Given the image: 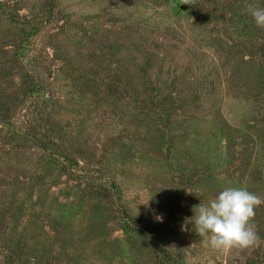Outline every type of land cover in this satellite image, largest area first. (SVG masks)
<instances>
[{"label":"rangeland","instance_id":"obj_1","mask_svg":"<svg viewBox=\"0 0 264 264\" xmlns=\"http://www.w3.org/2000/svg\"><path fill=\"white\" fill-rule=\"evenodd\" d=\"M249 7L0 0V264H264V205L249 248L192 219L225 187L264 200Z\"/></svg>","mask_w":264,"mask_h":264},{"label":"clouds","instance_id":"obj_2","mask_svg":"<svg viewBox=\"0 0 264 264\" xmlns=\"http://www.w3.org/2000/svg\"><path fill=\"white\" fill-rule=\"evenodd\" d=\"M249 14L257 27H264V7H249ZM261 205L264 200L246 187H225L207 204L196 206L192 219L196 232L207 238L212 249L249 248L260 242L252 220ZM155 219L162 222L163 218L156 215Z\"/></svg>","mask_w":264,"mask_h":264}]
</instances>
